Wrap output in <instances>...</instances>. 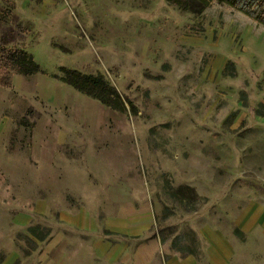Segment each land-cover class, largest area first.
<instances>
[{
  "label": "rangeland",
  "instance_id": "374dc122",
  "mask_svg": "<svg viewBox=\"0 0 264 264\" xmlns=\"http://www.w3.org/2000/svg\"><path fill=\"white\" fill-rule=\"evenodd\" d=\"M203 10L0 0V44L41 70L0 86V264H39L56 234L69 240L63 264H134L153 240L150 264L200 256L208 226L248 241L233 217L264 204V27L218 1ZM61 68L104 77L135 112L81 93ZM111 218L138 236L113 234ZM122 241L129 250L108 245Z\"/></svg>",
  "mask_w": 264,
  "mask_h": 264
},
{
  "label": "crops",
  "instance_id": "0c3cea01",
  "mask_svg": "<svg viewBox=\"0 0 264 264\" xmlns=\"http://www.w3.org/2000/svg\"><path fill=\"white\" fill-rule=\"evenodd\" d=\"M38 212L43 211L38 210ZM61 221L76 229L81 228L79 218L77 219L74 215L64 213L61 216ZM106 224L108 230L113 234L134 236L135 238L138 236L137 230L128 231L127 221L123 218L108 219ZM233 224L247 238L246 243L229 236L223 229L208 226L202 232L208 245L202 250L200 256H187L181 259L170 258L167 264H252L257 260L264 262V204L256 201L248 203L233 217ZM68 242L66 234H56L52 237L43 252L37 257L39 264H63L65 261L64 250L69 244ZM99 243L102 244V240ZM108 243L115 251L118 249H121V251L129 250L128 243L124 241ZM157 249L158 243L155 240L149 244L139 246L133 254L134 264H150ZM99 257L104 258L109 263H116L119 260L122 261L125 255L122 252V257H118L115 253L111 254L108 251V254H101Z\"/></svg>",
  "mask_w": 264,
  "mask_h": 264
},
{
  "label": "trees",
  "instance_id": "16d2710c",
  "mask_svg": "<svg viewBox=\"0 0 264 264\" xmlns=\"http://www.w3.org/2000/svg\"><path fill=\"white\" fill-rule=\"evenodd\" d=\"M179 9L196 12L204 11L211 3L218 1L226 4L241 13L247 15L253 21L260 23L264 27V0H168ZM12 39L3 36L0 44V86L9 87L15 75L31 77L41 73L40 66L35 59L24 49H10L7 43ZM63 73L61 80L68 85L76 88L81 93L99 100L115 110L127 111L128 107L135 112V106L125 99L119 90L110 85L102 76L92 74L85 75L77 70L61 68ZM29 232L36 237L37 228L30 227Z\"/></svg>",
  "mask_w": 264,
  "mask_h": 264
}]
</instances>
